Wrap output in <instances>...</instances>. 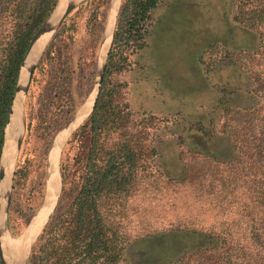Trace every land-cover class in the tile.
<instances>
[{
  "label": "rangeland",
  "instance_id": "rangeland-1",
  "mask_svg": "<svg viewBox=\"0 0 264 264\" xmlns=\"http://www.w3.org/2000/svg\"><path fill=\"white\" fill-rule=\"evenodd\" d=\"M114 1L117 3V0H81L50 37L36 65L25 100L26 130L15 166V172L20 167L27 175L17 179L14 173L11 200L5 212V230L15 239L26 232L28 223L44 201L50 176V148L56 134L74 118L93 89L100 90L102 63H98V54L104 29L115 8ZM235 2L247 13L264 0H163L153 11L145 47L138 53H130L124 69L108 79L107 87L112 90L114 101L128 114L122 127L112 132L111 140L131 139L135 149L141 151L137 160L140 177L127 217L133 238L171 227L206 229L215 220L219 227L226 215L242 213L240 194L231 205L229 202L220 207L216 205L221 197L218 180L226 175V169L210 157L194 153L191 147L193 142L202 144L199 138L192 140V120L200 119L212 129L222 130L234 113L226 114L221 104L225 97L222 98L217 87L228 86L234 90L231 96L234 106L245 100L260 101L257 84L249 76L251 72L221 66L226 52L231 51V60L251 69L252 75L261 68L260 59L253 54L256 33L234 21ZM121 4L122 0L118 13ZM249 15L244 14L247 22ZM111 46L112 43L109 51ZM88 117L71 132L60 151L57 195L63 186V157L66 163H75V150H69L67 142ZM235 117L238 119L235 127L241 132L242 125L249 120H242L241 114ZM250 117L253 121L255 115ZM169 140L177 141L182 164H178ZM155 148L168 151L164 162L171 166L173 178L166 176L161 157L153 153ZM185 163L187 179L180 181L178 177ZM62 194L61 188L59 198ZM45 206L48 218L53 206L49 208L47 203ZM41 231L31 243L25 258L27 264L32 245ZM185 237L188 236L182 237L179 233L154 237L147 240L144 247L151 259L158 260L154 257L158 256L162 262L163 256L169 257L181 249V240Z\"/></svg>",
  "mask_w": 264,
  "mask_h": 264
},
{
  "label": "trees",
  "instance_id": "trees-1",
  "mask_svg": "<svg viewBox=\"0 0 264 264\" xmlns=\"http://www.w3.org/2000/svg\"><path fill=\"white\" fill-rule=\"evenodd\" d=\"M162 1L122 0L94 109L67 142L69 150H75V163H66L63 157V194L32 245L29 264H264L263 2L255 4L247 13L235 2L233 14L235 22L256 33L253 54L260 59L261 68L253 70L255 75H252L251 69L231 60V51L226 52L221 65L251 72L248 74L257 84L260 101L245 100L234 106L231 97L234 90L228 86L217 87L218 93L225 97L221 104L226 114L234 113L222 130L212 129L203 120H192V140L199 138L202 144L189 143L194 153L208 156L226 169V175L216 179L221 191L216 205L220 207L226 202L231 205L240 194L242 213L226 215L219 227L215 220L206 229L171 227L137 238L128 230V209L140 177L137 160L141 151L135 149L131 139L111 140L112 132L122 127L128 114L114 101L107 83L113 73L124 69L130 53H138L145 47L153 11ZM57 3L58 0H0V163L21 64L32 37ZM240 10L244 13L240 14ZM244 14H250L248 22ZM236 114H241L242 120H249L242 125L241 132L235 127ZM252 115H255L253 121L249 119ZM176 143L168 141L177 154L178 164H182V152ZM167 152L153 149L171 179V166L164 162ZM184 166L186 169L178 177L180 181L187 179L186 163ZM26 175L20 167L15 172L17 179ZM178 233L188 236L187 240H181L183 245L178 252L163 256L162 262L158 256H154L158 260L151 259L144 247L147 240ZM0 264H3L1 258Z\"/></svg>",
  "mask_w": 264,
  "mask_h": 264
},
{
  "label": "bare ground",
  "instance_id": "bare-ground-1",
  "mask_svg": "<svg viewBox=\"0 0 264 264\" xmlns=\"http://www.w3.org/2000/svg\"><path fill=\"white\" fill-rule=\"evenodd\" d=\"M80 1L81 0H70V2H74V3H77ZM62 2H64V0H62ZM114 2H115V8L109 19L108 34L100 45V50L98 54L99 64L104 63L105 57H106V54H107V51L109 49L111 39H112L116 12L118 10L120 0H117V3L116 1ZM64 7L65 5L63 3V6H61V9L60 7L58 8L56 14L57 13L60 14V12L62 11ZM49 40H50L49 34H46L42 37V41L40 42L38 49H36L33 53V61L34 60L36 61L41 56ZM97 91H98L97 88L93 89L92 93L88 96L86 103L82 107H79L78 112L76 113L74 118L70 121L69 124H67V126H65L59 132V134L55 138L54 143H52V146L50 148V156H49L50 157V160H49L50 176L48 180L49 188H48V202H47V205L49 206V208L54 206L53 204L56 200L57 191L59 188L58 161H59L60 151L66 139L71 134V132L76 128V126L79 125V123L91 111L96 95H97ZM23 126H24V111H19L15 116L14 126L12 129L13 139H10L9 132H7L6 145L2 153L3 168H5V172H6V177L4 179V187H3L4 190L8 188L9 181L11 180V176H12L13 169H14L15 151H16L15 138L22 135ZM5 212L7 213L6 197H1L0 198V234H1L0 245L3 249V254L9 264H13L14 262H19V260H22V263H23V261L25 260V258L27 257L29 253L31 243L33 242L35 236L41 230L43 224L45 223L47 219L48 212H46V206L44 210L42 209L39 212V214H37V217L31 223L29 229L26 230V232L18 239H15L14 237H12L7 232V230H5L6 228V225H5L6 213Z\"/></svg>",
  "mask_w": 264,
  "mask_h": 264
},
{
  "label": "water",
  "instance_id": "water-1",
  "mask_svg": "<svg viewBox=\"0 0 264 264\" xmlns=\"http://www.w3.org/2000/svg\"><path fill=\"white\" fill-rule=\"evenodd\" d=\"M69 2H70V0H64V2H62V0H58V3L56 5L55 9L52 11V13L49 15V17H47V19L42 23L40 28L37 30V32L32 37V39H31V41L29 43L28 49L26 51L24 60H23V62L21 64L19 80H18V84H17V88H16V93H15L14 100H13V103H12V106H11V109H10L8 122H7V125H6V128H5L4 147L6 145L7 132H9L10 139H13L12 129H13V126H14L15 116H16V114L19 111H24V126H23L22 135H20L19 137L15 138V140H16V151H15V161H14L15 164H14V169H13V173H12V176H11V180L9 181V185H8V188L6 190H4V188H3L4 187V179L6 177V172H5V168H3L2 157H1V163H0V198L1 197H6L7 210H8L9 204H10V200H11V190L13 189L12 181H13V176H14V173H15V166H16L17 159H18V156H19V153H20V150H21V146H22V142H23V138H24L25 130H26V123L27 122H26V113H25V100H26V97H27V94H28V91H29V88H30V85H31V82H32V79H33V75H34V71L36 69V65L39 62L40 58H41V56H40L36 61L35 60L33 61V53H34V51L36 49H38V47L40 45V42L42 41V37L44 35H46V34H49L50 37H52L54 35V33L56 32V30L61 26V24L63 23V21L66 18V16L79 3V2H77V3H74V2H70L69 3ZM63 3L65 5V7L62 9V11L60 10L61 11L60 14L59 13L56 14L58 8L60 7V9H61V6H63ZM118 9H119V6H118ZM117 13H118V10H117ZM109 19H110V17H109ZM109 19H108V22H107L106 27L104 29V34H103L101 43L103 42V40L105 39V37L108 34ZM115 22H116V18H115ZM113 37H114V30H113V33H112L111 43L113 41ZM108 52H109V49H108L107 53ZM106 59H107V57H105V60ZM105 66H106V62L104 61V63L101 65L100 70H99V75H100V77H99V85L102 82ZM98 93H99V88H98L97 95H96V98H95V101H94V104H93V107H92L91 111L79 123V125L93 111L94 105H95V102H96V99H97V96H98ZM85 103H86V101L80 107H82ZM72 118L70 119V121L72 120ZM78 126H76V128ZM57 134H56V136H57ZM56 136H55V138H56ZM55 138L53 140V143L55 141ZM60 155H61V152H60ZM60 155H59V160H60ZM48 180H49V176H48V179H47V183H48ZM61 188L62 187H60V190H59L58 195H57V199L55 201V204H54L51 212L48 215V218L53 213V211H54V209H55V207L57 205ZM47 202H48V184H46L44 201H43L40 209L37 211V213L32 217L31 221L28 223L26 230L29 229V226L31 225L34 217L37 214H39L40 210L45 206V204ZM48 218H47V221H48ZM46 222H45V224H46ZM44 225H43V227H44ZM0 236H1V234H0ZM0 258H1L2 262H3V264H9L7 262V260L5 259V256L3 254V249L1 247V245H0ZM21 263H22V260H19V262H14L13 264H21ZM22 264H27L26 260H24Z\"/></svg>",
  "mask_w": 264,
  "mask_h": 264
},
{
  "label": "crops",
  "instance_id": "crops-1",
  "mask_svg": "<svg viewBox=\"0 0 264 264\" xmlns=\"http://www.w3.org/2000/svg\"><path fill=\"white\" fill-rule=\"evenodd\" d=\"M234 7V6H233Z\"/></svg>",
  "mask_w": 264,
  "mask_h": 264
}]
</instances>
